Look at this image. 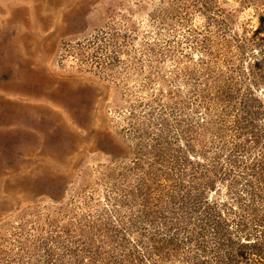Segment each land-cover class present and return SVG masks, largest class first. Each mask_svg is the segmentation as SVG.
Wrapping results in <instances>:
<instances>
[{
  "label": "rangeland",
  "instance_id": "1",
  "mask_svg": "<svg viewBox=\"0 0 264 264\" xmlns=\"http://www.w3.org/2000/svg\"><path fill=\"white\" fill-rule=\"evenodd\" d=\"M249 83L264 0H0V264L227 261L264 229Z\"/></svg>",
  "mask_w": 264,
  "mask_h": 264
},
{
  "label": "trees",
  "instance_id": "2",
  "mask_svg": "<svg viewBox=\"0 0 264 264\" xmlns=\"http://www.w3.org/2000/svg\"><path fill=\"white\" fill-rule=\"evenodd\" d=\"M232 85L233 83H229L227 86V93L229 94L230 93L233 94ZM259 89L260 88L257 84L249 83V85L247 86V90L249 91L248 95H245L243 93V90L241 89H237V91H235L234 93L235 95H238V97H240V99L242 100L243 104L242 103L241 104L243 106L241 107V110L245 112V117L247 118H249L248 116L251 115L250 114L251 111L253 112L252 108H256V110H258L260 107L264 105V100L262 99L261 95L258 94ZM244 121H247V124L251 126V127H247V129H256L255 118L245 119ZM224 143L226 145L224 147L226 148L227 141ZM202 184H205V188L208 186L207 182H204ZM214 186L215 183L210 188ZM207 200L208 201L210 200L209 197H207ZM209 204L212 203H210L209 201ZM210 217L209 216L206 217V219L209 218L208 222L211 221ZM218 225L221 226V223L219 222ZM255 225L256 226L254 227L252 232L249 231L247 234H245L247 238L244 237L238 238V235L234 234L235 233L234 231L233 232L231 231L230 228L231 226L229 225V228L227 229V243L233 246V242L238 241V239L239 241L236 244L237 246L235 245L234 247H232L231 250L227 253V261L218 260L216 264H251L253 262L264 264V229H259V225L257 223ZM241 239H245V240H241ZM195 248L196 247L191 246V248L189 249V250L192 249L190 253L194 252L191 255L192 258L191 264L193 263V261H195V264H212L211 260L207 259L204 256V254H201L199 250L194 251Z\"/></svg>",
  "mask_w": 264,
  "mask_h": 264
},
{
  "label": "bare ground",
  "instance_id": "3",
  "mask_svg": "<svg viewBox=\"0 0 264 264\" xmlns=\"http://www.w3.org/2000/svg\"><path fill=\"white\" fill-rule=\"evenodd\" d=\"M57 95V94H56Z\"/></svg>",
  "mask_w": 264,
  "mask_h": 264
}]
</instances>
